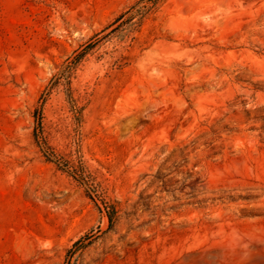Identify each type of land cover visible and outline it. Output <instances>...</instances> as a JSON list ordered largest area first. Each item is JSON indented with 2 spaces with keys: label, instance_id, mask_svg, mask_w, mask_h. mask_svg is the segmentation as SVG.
<instances>
[{
  "label": "rangeland",
  "instance_id": "1",
  "mask_svg": "<svg viewBox=\"0 0 264 264\" xmlns=\"http://www.w3.org/2000/svg\"><path fill=\"white\" fill-rule=\"evenodd\" d=\"M0 264H264V0H0Z\"/></svg>",
  "mask_w": 264,
  "mask_h": 264
}]
</instances>
